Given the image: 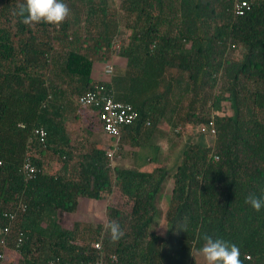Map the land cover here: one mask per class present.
<instances>
[{
    "label": "trees",
    "instance_id": "trees-1",
    "mask_svg": "<svg viewBox=\"0 0 264 264\" xmlns=\"http://www.w3.org/2000/svg\"><path fill=\"white\" fill-rule=\"evenodd\" d=\"M247 1L237 16L232 0H63L57 27L0 0V264H195L204 234L264 264V208L244 202L264 193V0ZM120 34L124 63L95 80ZM96 83L137 112L118 139L79 102ZM213 113L211 136L197 127ZM81 200L104 218L63 224Z\"/></svg>",
    "mask_w": 264,
    "mask_h": 264
},
{
    "label": "built area",
    "instance_id": "built-area-1",
    "mask_svg": "<svg viewBox=\"0 0 264 264\" xmlns=\"http://www.w3.org/2000/svg\"><path fill=\"white\" fill-rule=\"evenodd\" d=\"M249 9V3L247 0H232V11L237 16H242ZM121 42L116 37L111 45V50L113 56H118V52L121 47ZM114 63L110 60L104 63L102 72L105 74H111L114 71ZM79 102L82 106L95 107L98 110V119L101 122L102 129L108 135L114 136L118 139L120 130L123 126L129 125L135 121L137 118V112L132 108L131 105L127 103L118 102L114 99L113 95L105 85L102 83H96L91 89H89L80 99ZM214 115L206 123L199 125L197 129L202 133H208L211 136L216 134V127L214 124ZM34 134L38 137L39 141L43 143L45 141L46 132L42 127H37L34 129ZM118 141V140H117ZM117 148V143L113 148L106 151L107 158L111 161L115 150ZM217 160V157H215ZM39 170L31 163L29 156L25 158L21 166V172L26 180L34 178ZM4 217L10 219L13 215L10 213H4ZM7 228L4 229L6 231ZM95 249H99V243H95ZM3 258V254H0V259ZM248 258V256L246 257ZM115 259V257H113Z\"/></svg>",
    "mask_w": 264,
    "mask_h": 264
},
{
    "label": "clouds",
    "instance_id": "clouds-1",
    "mask_svg": "<svg viewBox=\"0 0 264 264\" xmlns=\"http://www.w3.org/2000/svg\"><path fill=\"white\" fill-rule=\"evenodd\" d=\"M70 9L63 0H24L17 6L14 15L21 18L25 25L47 24L61 25L69 16ZM245 204L250 205L255 212L264 208V193L257 196L250 194L245 199ZM180 230L186 232V224ZM106 231L113 243L118 242L124 232L116 221H111L106 226ZM202 246L196 250V254L202 256L204 264H241L239 248L222 239H214L204 234Z\"/></svg>",
    "mask_w": 264,
    "mask_h": 264
},
{
    "label": "rangeland",
    "instance_id": "rangeland-1",
    "mask_svg": "<svg viewBox=\"0 0 264 264\" xmlns=\"http://www.w3.org/2000/svg\"><path fill=\"white\" fill-rule=\"evenodd\" d=\"M121 35V36H120ZM118 36V39L120 40L121 43H123V40L125 39V36L120 34ZM119 62V61H117ZM102 67L97 72H102ZM100 77L101 74H98ZM177 142V140L175 141ZM209 142L211 143L212 140L209 138ZM162 151L165 152L166 147L165 145L162 146ZM53 159H48V161H44V166L46 167V171L48 172H55L57 169V161ZM152 165L149 163H141L140 168L143 171H148ZM170 183L167 182L166 187L169 188ZM80 208L75 214H64L62 223L63 224H71L73 221L79 220V221H98L102 220L104 218V213H105V208H106V201H98V202H91V201H80ZM195 264H204L202 256H199L195 253Z\"/></svg>",
    "mask_w": 264,
    "mask_h": 264
},
{
    "label": "crops",
    "instance_id": "crops-1",
    "mask_svg": "<svg viewBox=\"0 0 264 264\" xmlns=\"http://www.w3.org/2000/svg\"><path fill=\"white\" fill-rule=\"evenodd\" d=\"M111 61L114 63V66H118V65L124 63L123 59H121L119 56H116V57L113 56V57L111 58ZM117 61H119V62H117ZM104 63H105V62H104ZM104 63H102V64H98V65L94 68V71H93V73H92V77H93L95 80H99V81H106V80H108V75H106L104 72H97V71L100 69V67L103 68ZM98 74H101V76L99 77ZM93 202H94V201H93Z\"/></svg>",
    "mask_w": 264,
    "mask_h": 264
}]
</instances>
